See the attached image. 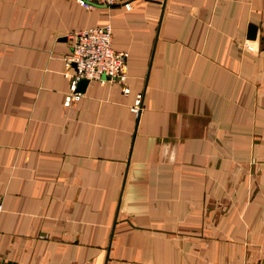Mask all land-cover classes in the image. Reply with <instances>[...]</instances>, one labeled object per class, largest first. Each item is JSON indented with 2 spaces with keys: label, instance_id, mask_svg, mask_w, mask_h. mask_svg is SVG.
<instances>
[{
  "label": "crops",
  "instance_id": "1",
  "mask_svg": "<svg viewBox=\"0 0 264 264\" xmlns=\"http://www.w3.org/2000/svg\"><path fill=\"white\" fill-rule=\"evenodd\" d=\"M99 26L128 92L64 106ZM0 203L3 264H264V0H0Z\"/></svg>",
  "mask_w": 264,
  "mask_h": 264
},
{
  "label": "built area",
  "instance_id": "2",
  "mask_svg": "<svg viewBox=\"0 0 264 264\" xmlns=\"http://www.w3.org/2000/svg\"><path fill=\"white\" fill-rule=\"evenodd\" d=\"M78 5L89 8L94 5L111 6L119 4L121 0H75ZM125 9H129L128 1H123ZM71 50L64 58V66L73 65L67 93L63 97L62 104L69 106L78 100L80 93L76 85L81 80H107L121 86V92L126 94L128 88L125 85L127 53L114 51L111 48V31L108 26H99L82 29L70 36ZM243 48L252 50L249 42H244ZM140 109V95H136L129 110L137 114ZM0 203V212H1ZM0 264H3L0 261Z\"/></svg>",
  "mask_w": 264,
  "mask_h": 264
},
{
  "label": "water",
  "instance_id": "3",
  "mask_svg": "<svg viewBox=\"0 0 264 264\" xmlns=\"http://www.w3.org/2000/svg\"><path fill=\"white\" fill-rule=\"evenodd\" d=\"M246 39L248 40H253L255 38V26L254 25H248L247 26V31H246ZM86 80H81L78 82L77 87L83 86L85 84Z\"/></svg>",
  "mask_w": 264,
  "mask_h": 264
}]
</instances>
